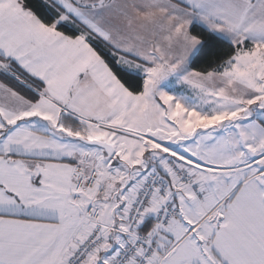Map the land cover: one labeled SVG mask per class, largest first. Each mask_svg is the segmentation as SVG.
<instances>
[{
	"label": "snow or ice",
	"instance_id": "snow-or-ice-1",
	"mask_svg": "<svg viewBox=\"0 0 264 264\" xmlns=\"http://www.w3.org/2000/svg\"><path fill=\"white\" fill-rule=\"evenodd\" d=\"M0 264H264V0H0Z\"/></svg>",
	"mask_w": 264,
	"mask_h": 264
}]
</instances>
